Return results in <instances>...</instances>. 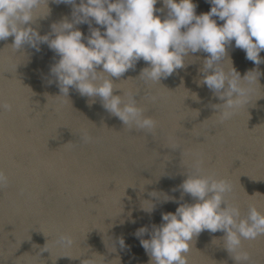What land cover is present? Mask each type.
<instances>
[{"label": "water", "instance_id": "1", "mask_svg": "<svg viewBox=\"0 0 264 264\" xmlns=\"http://www.w3.org/2000/svg\"><path fill=\"white\" fill-rule=\"evenodd\" d=\"M192 2L196 15L210 11L206 0ZM47 7L48 14L43 4L34 11L47 16L31 25L41 36L51 33L52 24L72 20L71 5L49 0ZM154 15L163 20L167 10ZM74 27L89 35L87 24ZM11 43V37L0 41V103L12 106L0 109V171L7 177L0 187V264H149L140 240L150 235L137 237V230L150 233L162 214L194 203L188 195L180 200L186 175L223 179L231 185L224 199L242 217L250 206L264 214V63L247 60L234 41L226 48L224 71L232 65L241 78L255 72L251 83L242 81L248 103L224 122L213 107L223 101L198 84L206 53L190 54L185 68L159 83L138 78L147 67L143 60L113 78L119 89L113 94L126 102L134 96L157 122L151 133L124 126L99 97L93 102L74 89L59 96L50 73L59 57L46 44L39 51L28 45L16 51ZM149 202L152 211L142 210ZM61 235L71 236V247L58 242ZM223 236L204 231L194 238L188 264H236ZM242 250L249 254L247 264H264V236L243 241Z\"/></svg>", "mask_w": 264, "mask_h": 264}, {"label": "clouds", "instance_id": "2", "mask_svg": "<svg viewBox=\"0 0 264 264\" xmlns=\"http://www.w3.org/2000/svg\"><path fill=\"white\" fill-rule=\"evenodd\" d=\"M51 2L71 5L72 20L65 18L52 24L51 33L41 36L31 25L47 16L49 0H0V41L11 37L8 47L16 51L24 45L39 51L38 45L46 44L59 57L50 68L59 96L67 97L69 90L74 89L93 102L99 97L102 107L130 130L151 133L157 127V122L144 114L134 96L130 95L126 102L122 95L113 94L119 90L114 87L113 78L119 80L134 70L140 60L147 67L141 69L138 78L159 83L185 68L190 54L206 53L198 84L206 86L223 101L213 105L220 122L231 119L236 110L248 103L242 81L251 83L249 74L255 72L249 71L241 78L232 65L231 72H225L222 62L226 48L234 41V46L245 52L247 60L255 65L264 63L260 57L264 51V0H206L211 5L210 11L200 15L195 14L196 5L192 0ZM157 3H162L163 8H155ZM42 4L47 14L35 16L34 11ZM165 9L167 15L163 20L154 15ZM213 17L222 21V25L218 26ZM93 23L98 27H92ZM79 24L89 26V35L84 36L74 27ZM11 108L10 104L0 103V109L11 111ZM90 139L85 134V142ZM196 168L199 171V163ZM6 184L7 177L0 171V187ZM178 190L181 201L188 195L194 203H179L173 197L164 196L165 202L179 203L175 213L162 214L163 222L153 225L150 233L146 227L137 230V237L150 235V239L140 240L149 264H188L190 245L204 231L223 232L224 249L229 254L235 253L232 259L236 264H247L250 257L242 250V242L264 236V214L250 206L247 215L242 217L239 207L224 199L231 185L212 175H186ZM153 193L150 195L154 196ZM153 207L151 204L142 210L151 212ZM58 242L71 247L73 240L69 235H61ZM120 244L123 246V239ZM81 264L93 262L83 260Z\"/></svg>", "mask_w": 264, "mask_h": 264}]
</instances>
